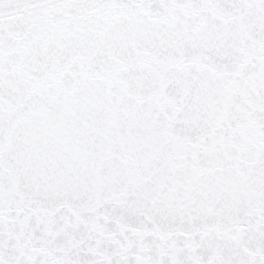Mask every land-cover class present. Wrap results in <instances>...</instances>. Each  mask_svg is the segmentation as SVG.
<instances>
[{"label":"snow or ice","instance_id":"snow-or-ice-1","mask_svg":"<svg viewBox=\"0 0 264 264\" xmlns=\"http://www.w3.org/2000/svg\"><path fill=\"white\" fill-rule=\"evenodd\" d=\"M0 264H264V0H0Z\"/></svg>","mask_w":264,"mask_h":264}]
</instances>
